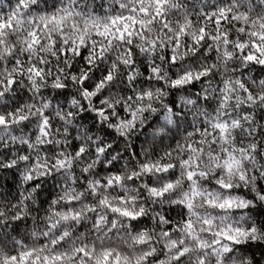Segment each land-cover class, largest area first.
Instances as JSON below:
<instances>
[{"label": "clouds", "instance_id": "1", "mask_svg": "<svg viewBox=\"0 0 264 264\" xmlns=\"http://www.w3.org/2000/svg\"><path fill=\"white\" fill-rule=\"evenodd\" d=\"M0 264H264V0H0Z\"/></svg>", "mask_w": 264, "mask_h": 264}]
</instances>
